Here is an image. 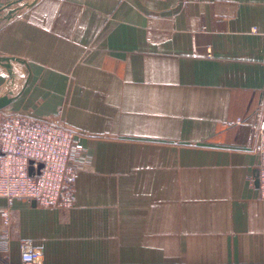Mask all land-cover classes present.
I'll return each instance as SVG.
<instances>
[{
  "label": "crops",
  "instance_id": "crops-1",
  "mask_svg": "<svg viewBox=\"0 0 264 264\" xmlns=\"http://www.w3.org/2000/svg\"><path fill=\"white\" fill-rule=\"evenodd\" d=\"M0 56L1 109L90 158L69 209L0 197L13 264H264V0H0Z\"/></svg>",
  "mask_w": 264,
  "mask_h": 264
},
{
  "label": "built area",
  "instance_id": "built-area-1",
  "mask_svg": "<svg viewBox=\"0 0 264 264\" xmlns=\"http://www.w3.org/2000/svg\"><path fill=\"white\" fill-rule=\"evenodd\" d=\"M82 137L81 132L64 123L61 113L39 118L0 108V197L9 204L26 199L42 207L71 208L78 173L89 163L83 156ZM247 143L259 156L260 194L264 199V98ZM11 220L9 209L0 208V264H13ZM20 252V264H43L41 252L31 240L21 241Z\"/></svg>",
  "mask_w": 264,
  "mask_h": 264
},
{
  "label": "water",
  "instance_id": "water-1",
  "mask_svg": "<svg viewBox=\"0 0 264 264\" xmlns=\"http://www.w3.org/2000/svg\"><path fill=\"white\" fill-rule=\"evenodd\" d=\"M9 60H10V58H8V57L0 56V64L1 65H4V66L9 67L10 64L7 63ZM8 102H9L8 98H6V99L5 98L0 99V108H3L4 106H6L8 104ZM256 184L257 185H260L258 170H257V173H256ZM32 203L34 205L37 204V202L35 200H33Z\"/></svg>",
  "mask_w": 264,
  "mask_h": 264
},
{
  "label": "rangeland",
  "instance_id": "rangeland-1",
  "mask_svg": "<svg viewBox=\"0 0 264 264\" xmlns=\"http://www.w3.org/2000/svg\"><path fill=\"white\" fill-rule=\"evenodd\" d=\"M85 151V150H84ZM83 156H85L86 158H88V162H90V158L88 157V155L84 152V154H83ZM85 168V166L83 165V166H81V169H80V171H79V173L81 172V170H83ZM78 173V174H79ZM75 201V200H74ZM73 204H74V202H73ZM73 206V205H72Z\"/></svg>",
  "mask_w": 264,
  "mask_h": 264
}]
</instances>
